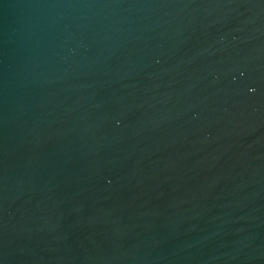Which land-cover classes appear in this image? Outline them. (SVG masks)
I'll list each match as a JSON object with an SVG mask.
<instances>
[{"label": "water", "instance_id": "1", "mask_svg": "<svg viewBox=\"0 0 264 264\" xmlns=\"http://www.w3.org/2000/svg\"><path fill=\"white\" fill-rule=\"evenodd\" d=\"M0 264H264V0H0Z\"/></svg>", "mask_w": 264, "mask_h": 264}]
</instances>
